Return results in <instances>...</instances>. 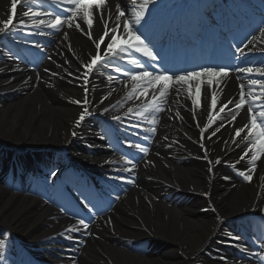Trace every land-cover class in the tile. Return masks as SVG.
Segmentation results:
<instances>
[{"label": "bare ground", "instance_id": "obj_1", "mask_svg": "<svg viewBox=\"0 0 264 264\" xmlns=\"http://www.w3.org/2000/svg\"><path fill=\"white\" fill-rule=\"evenodd\" d=\"M117 3H120L122 8H127V14L130 16L138 0H108L113 16ZM8 14H10V0H0V20L6 19ZM22 17H18V19L25 21L26 17ZM15 19L14 16V23L18 20ZM109 26H111V21H109ZM81 27L86 29L87 25L81 23ZM212 27H216V24ZM103 30V23L94 14L93 39L98 40V37L103 34ZM64 33H67L66 38ZM105 39L107 40V37ZM254 43L255 48L249 53L252 56L264 53V44L258 41ZM249 47L252 46L249 45ZM94 53L95 45L92 40L79 29L69 28L66 25L65 30L55 36V45L51 51L52 63L47 66L52 74H56L55 81L50 83L52 88H46L39 83L36 85L34 73L21 76L20 72H12L7 76L0 77V94L6 95L7 92L15 90L22 79L31 76L30 85L20 91V94L11 96L0 107V141L14 144L17 147L49 148L57 143H62L63 138H68L69 131L71 128L73 130L72 121L75 120L78 113H81L83 108V105L73 102L82 100L84 97L83 82L76 78L80 75L78 69H81L80 64L86 63ZM40 76L44 78L41 73ZM216 80L207 88L208 96L206 98L204 90L201 93V103L208 102V110H204L203 119L206 114L212 113L214 115L219 112L222 104L227 102V100L219 99L218 90L221 89L222 82L219 78ZM78 81L82 82L80 86L77 85ZM124 82L125 80H113L109 91L111 95H108L109 92H105L104 95L100 96V88L104 84L101 79H97L93 85L94 99L90 102L94 105H100L101 99L107 97L99 107L102 110L112 103V98L118 96V93H115L116 88ZM176 87L179 88V86ZM226 87L225 94H223L224 98H227L234 90V83H228ZM170 88L172 90L168 92V96L172 97L168 101L169 104L165 109L161 126L157 131L154 143L150 147L149 161L154 166L147 164L145 171L148 177H152V181L149 182L151 186L137 188L134 195L142 200L140 201L141 206L138 209L131 206L132 208H128L127 214L120 213L123 219L117 220V229L121 232L122 237L135 239L150 237L152 240H162L168 244L167 252L159 256L137 254L120 242L106 243L98 240L89 242L84 248V257L81 259L83 264H186L178 251H182L184 256L192 253L195 255L197 248L209 235L208 228L212 218L198 216L193 210L191 211L190 207L185 208L180 203L175 205L171 204L170 201L158 200L161 193L159 185H174L178 189L176 192L183 194L207 193L213 186L210 183L212 176L214 175L219 179L222 174L217 165L212 167V174H210L204 165H192L191 162L181 159L188 157V155L202 156V152L195 151V148L187 143L189 139L195 140L196 143L199 141L198 133L192 131L190 127V122L193 121L190 112L193 108L187 86L180 88L179 95L176 94L171 85ZM113 89L115 91H112ZM149 89L151 88L147 90ZM213 92L217 99L215 109L210 106ZM92 111L95 112L94 109ZM245 121H248V116L241 119L238 126H243ZM228 128L229 126L222 128L218 134L207 140L206 146H211L210 148L214 151H221L220 147L222 141L227 137ZM92 130L94 127L88 128L85 134H92ZM217 138H221L218 144H216ZM172 140L176 144L174 148ZM172 154H175L176 157H173ZM224 154L218 152L219 157ZM261 169H263V165L258 173L252 175L250 185L235 179L223 189L214 193L211 192V202L219 213L225 215L230 209L236 207L249 210L250 205L264 200V184L260 180ZM143 190L147 196L146 200L141 195ZM130 202L132 205L133 202ZM168 204H171L172 207H169ZM34 206L35 204L31 200L26 198L16 200L13 197L5 196L0 190V225L14 230H24L22 231L23 234L31 235L30 233H34L36 225L44 218L42 211H33ZM262 210L264 211V204ZM120 211L122 212V208ZM141 223L148 228V232L140 230ZM131 226H138V229H132ZM118 230L117 233H120Z\"/></svg>", "mask_w": 264, "mask_h": 264}, {"label": "snow or ice", "instance_id": "obj_2", "mask_svg": "<svg viewBox=\"0 0 264 264\" xmlns=\"http://www.w3.org/2000/svg\"><path fill=\"white\" fill-rule=\"evenodd\" d=\"M25 0H10V14L7 15L6 19L0 20V35H9L12 30H20L17 25H25L24 20H17L14 23L13 17L16 15L18 5L23 6ZM157 3V0H138L137 5H135L131 11V15L127 14V8H122L120 3L115 5V15L113 16L111 7L108 4V0H53V4H59L60 10L53 9L52 11L36 10L34 11L31 6L27 10L23 11L22 15L24 17H29L33 20V26L37 29L41 27L50 28L53 31H59L64 28L65 25L69 28H76L88 36L95 45V53L90 56L86 63L81 65V69H78L80 75L76 78L83 80L84 85V97L82 100L73 101L76 104L83 105L82 112L79 115V118L76 120V125L79 126L82 121L85 120L86 116H91L88 105L90 101L88 99L89 89L87 85L89 84V76L93 73V70H99L98 65L103 67L105 65H110L113 59H124L131 53L132 58L127 60V63L131 65L129 68H120L115 66L114 70L118 73H121L123 76L127 77L129 81L133 84V90L138 91L139 96H146L148 94L147 89L151 88L153 90V99L163 102L167 95L168 90L171 85L176 91V94L179 95L180 88L187 86L188 95L191 98V104L193 110L200 105L201 103V84L204 83V80L201 78L204 77L207 80V84L211 85L213 83L212 77L215 76H228L229 70H226L224 66H202L199 70H183L182 72H171L170 69L160 64L161 57L157 51H154L155 45L152 43V40L146 35L142 29L148 24L146 20V14H150V6L154 7ZM99 17V20L103 23V34L100 35L97 39L92 37V28H93V15ZM50 17V19H37L38 17ZM107 17V18H105ZM79 21V22H78ZM109 21H111V26H109ZM81 23L86 24L87 28H82ZM139 26V27H138ZM259 35H252L248 40L247 44L244 47H235L236 53L241 56L246 55L247 52H252L255 48V43L264 44V26H261L257 29ZM32 34V33H29ZM36 34H40L37 32ZM65 38L67 33H64ZM107 37V40L105 39ZM120 45L117 48V45ZM103 45V48H102ZM251 45L252 47H249ZM140 54L141 59L135 54ZM48 71V69H45ZM237 73L253 74L260 77H264V63L259 67L246 66V67H237L231 69ZM72 75V73H69ZM113 76L109 75L108 80L112 81ZM238 80H242L243 77L237 76ZM190 82H195V94L193 95L192 84ZM252 85H259V95H254ZM176 86H179L177 88ZM127 87V82L125 83ZM240 93L239 100L234 101L229 99L226 103H223L219 109V112H225V109H228V113L231 115V119L228 121L229 124H232L233 121L237 119L239 115V110L243 109L245 104H248L247 115L248 122L243 126H234L235 137H239V142L233 138V143L239 147L241 144H244L247 150H242L243 155L240 156V160H244L248 157L249 151H252L250 157V163L252 168L249 170V174L240 172L245 181H251L252 175L251 172L255 170V162L259 159L260 153L264 152V79L250 78L248 85L244 83L240 84ZM245 87H248L247 96L249 99H245L246 93L244 91ZM112 91H115L113 89ZM111 95V92L108 93ZM205 98L208 96L207 89L204 90ZM104 97L101 99L100 103L102 104ZM131 99V95L129 96ZM258 102V103H257ZM235 104L236 111L228 108V105ZM211 108L215 109L217 106L216 94L213 92L211 94ZM205 109L207 110L208 104H204ZM255 109V111H254ZM155 111H160L159 103L156 105ZM110 109L105 107L102 109V113L109 112ZM133 108H128V113H133ZM195 116V112H193ZM112 120L121 121L120 116H112ZM209 126L212 121L216 119L215 116L209 114ZM199 126V125H197ZM133 127H139V125H133ZM220 127H224V124H221ZM220 127L216 128L212 132L214 136L216 132L220 130ZM154 131V129H153ZM244 133V135H241ZM75 136L76 133L73 132ZM104 137L102 136L101 139ZM211 137H209L210 139ZM227 143V141H225ZM134 147L138 148L141 152L147 153V149L142 147L140 144H135ZM203 148L204 146L201 145ZM205 158H207V150L205 149ZM132 163V161H128ZM221 161L218 158L215 163L219 164ZM209 164H212V161L209 160ZM135 167V164H133ZM211 167L209 172H211ZM56 173L53 172L52 175ZM228 179V177H225ZM264 180V177H261ZM63 211V209H62ZM79 225H82L86 230L88 224L85 223L83 219L78 221ZM80 229L76 225H72L65 229V231L71 233L79 231ZM233 240H239L241 237L233 236ZM264 246V245H262ZM2 247V245H0ZM244 251H248L246 248ZM2 258V257H0ZM221 259H226L222 257Z\"/></svg>", "mask_w": 264, "mask_h": 264}]
</instances>
